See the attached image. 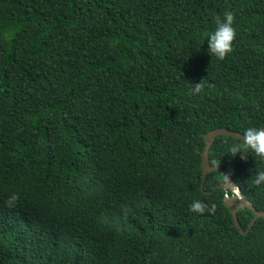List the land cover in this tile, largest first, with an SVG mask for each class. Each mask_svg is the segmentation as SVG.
<instances>
[{"label": "trees", "instance_id": "16d2710c", "mask_svg": "<svg viewBox=\"0 0 264 264\" xmlns=\"http://www.w3.org/2000/svg\"><path fill=\"white\" fill-rule=\"evenodd\" d=\"M225 11L219 60L206 37ZM252 126L264 0H0V264H264V218L242 232L244 207L236 226L219 171L202 189L204 135ZM240 141L217 137L210 163L264 210V158L225 153Z\"/></svg>", "mask_w": 264, "mask_h": 264}, {"label": "clouds", "instance_id": "9594fccd", "mask_svg": "<svg viewBox=\"0 0 264 264\" xmlns=\"http://www.w3.org/2000/svg\"><path fill=\"white\" fill-rule=\"evenodd\" d=\"M234 13L225 11L223 17L217 15L215 17V25L211 32L207 35V51L219 60H224L225 57L233 50V42L236 38V29L234 27ZM201 84L195 83V87L189 89V94H197L201 92ZM225 153L235 157L237 154L241 158H246L247 154L251 153L255 157L264 158V127H248L245 129L242 140L233 142L227 146ZM225 182L233 187L237 185L231 184L229 175H224ZM251 181L257 186L264 185V170L256 169L251 176ZM18 200V195L13 193L6 203L9 207H13ZM190 211L202 214L205 211L214 213L216 205H206L200 200H193L189 206Z\"/></svg>", "mask_w": 264, "mask_h": 264}, {"label": "water", "instance_id": "95a60500", "mask_svg": "<svg viewBox=\"0 0 264 264\" xmlns=\"http://www.w3.org/2000/svg\"><path fill=\"white\" fill-rule=\"evenodd\" d=\"M221 135L232 136L234 138H238L241 140L243 137V134L236 132V131L229 130L227 128L214 129V130H212V131H210L204 135L206 145H205L204 150L201 153V155H202V168H203L202 189H204L206 178L210 173H212L214 171H219L222 174L227 175L221 166H214L210 163V149L213 146V144L215 143L217 137H219ZM229 180H230L231 184L237 185L236 182H234L231 177H229ZM217 187L232 191V193H233L232 195H227L225 197V204L228 208H230L232 215H233L234 222L240 230H242V228H241V225H240V222L238 219V211L244 207H248L251 210H253V212L255 213V216H254L253 220L251 221L248 230L246 232L242 230V232L248 234L250 232L251 228L254 226L255 222L259 218H264V210H257L254 207L253 203L250 200H248L246 196H244L242 194L238 185L236 187H233L232 185H229L225 182L223 184L218 185Z\"/></svg>", "mask_w": 264, "mask_h": 264}]
</instances>
